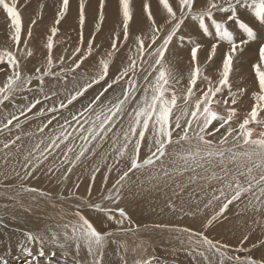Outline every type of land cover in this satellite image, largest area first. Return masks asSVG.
Segmentation results:
<instances>
[{"label": "snow or ice", "instance_id": "1", "mask_svg": "<svg viewBox=\"0 0 264 264\" xmlns=\"http://www.w3.org/2000/svg\"><path fill=\"white\" fill-rule=\"evenodd\" d=\"M177 2L179 14L169 0H158L165 14L163 22L158 25L153 19L154 13L149 10V4L144 0L142 11L147 14V20L151 24L149 31L135 37L127 54L121 57V64L116 66L115 73L110 77L113 57L120 51L123 43L128 41L129 25L133 19L132 0H118L123 41L118 46V32L111 36L110 50L99 60L95 75L81 76L86 82L78 85L75 73L99 48V45H94V40L105 18V0H99L96 32L91 34L86 48L83 46L87 0H79V43L67 60L64 55H60L54 62L53 40L59 30L57 26L70 11V0H60L54 26L50 29L51 35L47 36V56L43 63L34 67L31 74H28L26 64L22 66L21 58L33 56L31 49H24H27L28 39L32 37V25L37 21L32 19L22 41L23 21L18 5L21 8L24 5L20 4V0H0V10L10 20L9 39L14 49L0 52V73L5 74L0 85V106L6 108L8 104L12 105V110L4 115L6 123L0 122V134L11 135L14 130H20L23 123L20 122V116L33 112L38 105L41 107L34 116L47 117L46 122L42 121L38 126V132L49 130L48 135L41 137L22 157L13 161L10 169L12 175H6L5 179H17L20 183L15 186L0 183V188L5 190L4 196L13 202L5 205V215L9 210L15 209L31 213L33 207H40V200L50 202L49 193L27 186L25 181L41 177L51 180L60 173L57 182L61 184V207L57 216L47 219L39 217L41 227L25 229L16 236V245L22 255L31 257L33 248H36L38 255L43 257L45 248H49L52 255L60 250L66 260L71 254V264H154L155 257L149 254L150 245L140 236V226L130 219L123 208L115 209L118 217L113 215L112 206L119 204L125 186L141 170L157 167L164 176H170L165 158L173 155L176 159L171 161L172 164H176L177 160L182 162L174 169L178 174H195L197 170L209 173L206 177L209 185L215 183V186L211 188L210 199L204 208L212 207L216 202H219V208L202 224L203 231L167 224L153 227L169 233L175 232L173 239L179 244L178 250L185 252L192 264H264V235L259 236L247 248L244 243L249 240L248 235H244L235 248L205 235L221 218H227L225 214L230 205L237 201L243 202L242 197L247 198L246 207L254 208L257 212L264 209V0H199L203 5L199 11H194L197 0ZM24 3L27 4L28 0H24ZM43 7L41 4L40 8ZM245 7L250 10V15L240 12ZM217 16L220 17L219 20ZM189 23L195 24V32L185 36L182 28L188 27ZM166 25H171L167 31ZM231 25H235L232 30ZM234 32L239 36L238 40L234 39ZM196 35L213 37L206 65L217 55L221 42H226L229 46L223 54L217 81L204 75L203 67L197 62V54L203 45L193 40L192 37ZM146 39L150 41L147 45ZM177 40L181 47H190L192 68L183 90L177 88L180 81L169 70L166 55ZM250 42H255L258 46V61L251 66L255 80L258 81V91L252 93L254 103L251 110L237 124L234 121H238L240 117L237 109L231 105L237 103L238 93L232 91L229 75L234 71V58ZM64 51L67 52V49ZM78 55L79 59H75ZM69 75L73 81L71 88L65 86ZM45 78H49L50 85ZM198 80L206 83V89L197 85ZM34 81L37 87H29ZM102 81L104 84L94 95L81 101L80 98L85 97L90 89ZM60 82L64 83L57 89L56 84ZM46 86L51 90H46ZM115 86L120 87L119 92ZM225 89L228 90L227 95ZM24 93L32 94L33 98L29 100ZM61 96L63 99H60ZM16 100H23L25 103L20 105L15 103ZM49 101L51 104L45 106V102ZM74 102H79L80 107L76 108ZM69 106L73 107L70 109ZM61 110H68V115L61 116ZM16 112H19V116ZM14 121L17 123L9 127ZM250 124L261 127L256 138H253L255 129L249 127ZM221 129L224 131L221 132ZM31 135L34 134L21 130L12 139L0 141L3 144L0 154H3L5 165L9 162L10 150L15 147L19 153L23 147L17 141ZM229 137H232L231 141ZM109 140L111 152L116 153L114 163L107 164L104 172H101L100 166L93 165L88 170L90 183L86 195L77 194L76 189L80 187L77 182L65 197L63 187L70 174L96 154L93 142H96L98 148ZM229 144L231 146H226ZM173 145L179 151L173 148L169 152V147ZM108 154L110 153L103 154L105 160ZM16 164L19 165V170ZM119 164L125 167L122 172L117 167ZM114 170L118 176L109 188V175ZM98 173L101 176L102 201L93 204L90 199ZM189 180L194 182L196 176H190ZM12 187L17 189L14 193L11 191ZM25 195L30 197V204L21 200ZM69 200H79L80 204L74 208L69 205L72 210L66 211L63 204ZM253 200L256 201L255 204ZM104 202H108L107 208L102 207ZM52 206L56 207V204L53 202ZM82 206L102 211L107 221L116 227H109L108 222L101 221L98 230L81 211ZM168 207L177 211L171 201ZM197 212L202 214L203 209L198 208ZM180 213V218L184 215H196V212L187 213L183 209H180ZM6 227L4 216H0V231ZM12 236L13 234H7V239L0 244H10ZM126 238H131V242ZM253 249L259 252L258 256L252 254ZM239 252H245L246 255L241 257L235 254ZM11 255V247L5 246L0 250V264H10L8 257Z\"/></svg>", "mask_w": 264, "mask_h": 264}, {"label": "bare ground", "instance_id": "2", "mask_svg": "<svg viewBox=\"0 0 264 264\" xmlns=\"http://www.w3.org/2000/svg\"><path fill=\"white\" fill-rule=\"evenodd\" d=\"M78 1H77V3H78ZM176 1L177 0H169V2L172 5H174V2H176ZM105 2H106L105 5H107V6H105L106 7L105 10L107 11V18H105L106 23L104 22L105 26H104V29L102 31L103 32L102 36L105 34V37H102V40H104L105 42H109L110 36H108L106 34L110 33V30L114 31V30H116V29L121 27L122 15H121L120 10H119L118 0H105ZM143 2H144V0H136V6L138 8L137 9V13H136L137 22H135L133 24V26H132V30H131V38L132 39H130V41L128 43H126L127 44L126 47L124 46V50L125 51L128 50L129 45L133 44V41H134L136 35L141 34V33L145 34V33H148V31H149L150 27L146 23L148 20L144 16V12L142 11V3ZM146 2L149 4V8L151 9L150 11H152L154 13L153 17L154 18L157 17L159 19L158 20L159 22H163V17H164L165 14L163 12L162 6H159V4H158V8H155V5H154L155 3H158V0H146ZM87 3L89 4V7H90V10H89V13H88L90 15V20L94 21L95 18L98 19L99 0H88ZM74 4H75V1H74ZM77 6H75V7H77ZM195 6H196L197 10H200V8L203 7V5L199 2V0H197ZM48 8H50V7H48ZM46 9H47V7H46ZM72 11H73V9H72ZM133 12H134V9H133ZM75 13L76 12L73 11V14H75ZM241 13H244V14L247 13L248 15L251 14L249 9L247 10V12H246V10H244ZM26 15H27V13H26ZM75 18H74V20H75ZM140 19H144V21H139ZM43 24H45V23H43ZM91 24H93V23H90V25ZM65 25H67V24H65ZM62 27H63V25H62ZM65 28H67V27H65ZM182 32H183V34L185 36L191 35L193 32H195V24H189L188 27H185V28L182 29ZM43 33L44 32H42V34ZM74 33H76V32L73 31L72 34L74 35ZM25 34H27V33H25ZM89 34H91V33H89ZM235 35L237 36V38L239 37L237 35V33ZM42 37H43V35H42ZM108 37H109V39H108ZM192 38H193V40L203 39V36L196 35V36H193ZM99 39H101V38H99ZM120 39L121 38H119V41H120ZM208 39H210L209 43L208 42L205 43L204 41L201 42L202 45H203V48L197 54V62L199 64H201V63L205 64L206 63V58H207L208 52L210 51L211 43L214 42L213 41V37L211 35L209 36ZM102 40H100V41H102ZM97 41H99V40H97ZM104 41H103V43H104ZM178 43H180V42L178 41ZM224 43H226V42H224ZM98 44H99V42H98ZM253 45L254 46L252 47V50L255 51V52L253 51L255 53V56H254V60H252V62H257L258 61V58H257L258 47H256L257 44L255 42H253ZM22 46H23V44H22ZM183 47L185 48V46H183ZM183 47H181V48H183ZM186 47H187L186 49H190L189 46H186ZM181 48L173 45V46H171V51L173 53L174 58L176 59V65L179 63V66L181 67L182 72H184V74L187 76V74H190L191 68H192V64L190 62V50H183ZM228 48H229L228 45H224L222 43L219 44V47L217 49V55L213 58L212 62H208L209 66L212 67V69L215 70V71H213V73H211L210 72L211 68H209L208 72H207L209 74L208 76L212 77L214 81H217L219 79V71L222 68L223 54L228 50ZM248 48L250 49V46ZM245 50L246 49L244 48L242 52H238L237 57L234 58L233 64H234L235 67H234V71H233V74H232L233 76L231 75V81H233L235 83V85H237V88H238V86H245L246 88H244V91L247 90V93L245 92L246 94L243 96L244 100L243 101L238 100L240 102L237 105H235V106L238 107L237 114L240 117V119L238 121H236V122L234 121L237 124L239 122H242L243 116L246 115L247 112H249L251 110V107H252V105L254 103V100L249 96L250 93H248V91H249V87L248 86H250L254 91H258V85L255 82V78H254L255 76L253 77V73L251 71H248L249 69L246 70V68L242 65V63H244V61L248 60V56L246 54L247 52H245ZM103 51H104L103 54H106L107 50H103ZM250 52H251V50H250ZM101 53H102V50L99 51V56H100ZM95 54H97V53H95ZM126 54H127V52H126ZM123 56H125V54L122 55L121 57H123ZM250 57H251V54H250L249 58ZM251 58H250V60H251ZM36 61H38V60H36ZM177 61H178V63H177ZM120 64H121V60H120V62L118 64H116V66H119ZM250 65H252V63ZM32 67H30L29 70H31ZM86 67H89V69L88 70L84 69V70L92 71V72L94 71V73H95L96 69L93 66H91V68L93 67V69H91V70H90V66L87 65ZM32 69H34V68H32ZM178 69H180V68H178ZM254 75H255V73H254ZM181 76H182V74H181ZM79 79H81V78H79ZM244 82H246V83L243 84ZM76 83L78 85H82L83 82L76 79ZM48 84L50 85L51 82H48ZM203 85H204V83H203ZM203 85H201V86H203ZM65 86L68 87V88H71L73 86V81L71 80L69 82H66ZM60 87H61V83L58 86L56 85L57 89H59ZM46 90L50 91L51 89L48 86H46ZM240 90H242V89H240ZM62 97L63 96H61L60 99ZM240 97L242 98V96H240ZM237 99H239V98H237ZM18 101H20V100H18ZM229 102H230V100H229ZM49 103L51 104V101H49ZM2 107H0V108H2ZM6 111H8V110L6 109ZM1 112H0V114H1ZM3 112L5 113V110ZM31 114H33V113H31ZM65 114H66V112H65ZM224 114H226V113H224ZM262 117H264V115ZM22 118H23V116H22ZM251 125H252V127L250 125H249V127L255 129L253 137L256 138V135L261 130V127L259 125L258 126H253V124H251ZM32 126L33 125H31L30 129L33 128ZM35 126H34V128H35ZM27 127L29 128V125ZM21 128H23V127H21ZM34 128L32 129V131L35 130ZM37 128L38 127H36V130H37ZM30 129H29V131H30ZM24 130H26V129H24ZM37 131L36 132L34 131V132L36 134H38ZM23 132H25V131H23ZM31 133H33V132H31ZM44 136H46V135L45 134H40V135H37L34 139L32 138L30 140H27L28 138H26L24 140V142L21 141L22 144H23V147L21 148L19 153H17L16 150H10L9 162H8L7 165H5L3 163V154H0V183L6 184V185H10V186H15V185H18L20 183V181L17 180V179H5V176L6 175L11 176L12 175V173L10 172V169L13 167V161L16 160L17 158L22 157V155L24 154V152L27 149H30L32 147V145L37 140H39L41 137H44ZM217 136H219V134ZM229 141H230V139H229ZM18 143L19 142H17V144ZM110 144H111V141H110L109 145ZM1 145H3V144H1ZM104 149H106V148H104ZM103 154H107V153H105V151L104 152L102 151V155L101 154H96L95 155L96 158L92 159L93 161L91 163H89V164L92 165V166L93 165L101 166V162L100 161L103 158L102 157ZM108 156H107V158H108ZM110 157H112V156H110ZM103 159H105V158H103ZM106 162H108V161H106ZM170 164L171 163H166L168 169L170 168L169 166H171ZM86 165H87V163H86ZM90 165H88V167ZM15 166H16L17 170H19V165L16 164ZM80 166L82 168V165H80ZM78 169L80 170V168H78ZM84 169H85V166H84ZM170 170H171V168H170ZM74 171H76V170H74ZM101 171L103 172V170H101ZM174 172H176V171H174ZM77 173H78V171H77ZM185 173H187V172H185ZM185 173H184V176L183 177L181 176L182 178H179V179H176V178H173V177H171V178L167 177L168 179H166V178L163 179L162 181H164V182L161 185H159V186L158 185H153L156 182L155 183H151V182H153L152 179L147 181V182H145V183H141L139 185L137 184L136 186L134 185L133 187L132 186H128V184H127L125 186L124 191H122V199L119 202V204L112 206L113 215L118 217V212H116L115 209L123 208L125 210L126 214L130 217V219L133 222H135V224L140 226V229H141L140 236H141L142 239H144L150 245L149 254L154 255V257H155L154 264H185L187 259H190L186 255L185 252L178 250L179 249V244L173 239L176 236L175 232L169 233L167 230H161V229H158V228H154L153 227L154 225H157V224L176 225V226H179V227H188V228H190L192 230H196V231H203V228L201 227L202 224L206 221L207 218H210L211 215L215 211H218L219 202H216V204L214 206H212V207L204 208V205L208 202V199H210L211 188L213 186H215V184H213V185H209V183L208 184L201 183L200 185L192 184L189 180H187V178L190 177V176L188 174H185ZM85 174L86 173H84V176H85V179H86V175ZM87 174H88V170H87ZM201 174H203V173H201ZM204 174H205V172H204ZM72 175H73V173H72ZM78 175L80 176V174H78ZM88 175H90V173ZM191 175H193V174H191ZM198 175H199V173H198ZM176 176H178V175H176ZM59 177H60V173H58L57 176L53 177L51 180H47V179L44 180V181H46L44 183H42V182L41 183L31 182V184L30 183H26L27 186L36 187L38 189L43 190L44 192L49 193L50 194V198H51L50 202L49 201L40 200L39 201L40 207L39 208L33 207L31 213H26L22 209H15V210H9L8 214L5 215V212H6L5 205H11L13 202L8 200L4 196L3 193H4L5 190L3 188H0V216H4V223L7 226L15 227V228H18V229H21V230L36 229V228L42 226V221H41V219H38L39 217H44L45 219H47L48 217L57 216V214L60 211V207H61V202L59 200V196L61 195V186L56 185L55 182H56V180ZM164 177H166V176H164ZM69 178H71V177H69ZM76 178H79V177H76ZM82 178H83V176H82ZM39 180L42 181V179H39ZM100 180H101V177H100ZM160 180H159V182H160ZM69 181H70V179H69ZM96 181H99V180H97V178H96ZM110 181H112V180L110 179ZM75 182L76 181H74V183ZM71 183L73 184V182H71ZM147 183H151V184L148 185ZM58 184H60V183H58ZM69 185H70V183H69ZM69 185L68 186L65 185L63 187V195L65 197H67V195H68V191H69L68 187H69ZM85 185L88 186L87 184H85ZM97 185L98 184H96V187H97ZM43 187H45V188L42 189ZM98 187H97V189H100ZM209 187H210V189H209ZM129 188H130V190H129ZM16 190H17L16 187H12L11 188V191L13 193ZM78 190H79V192L77 194L79 196L86 195V192H84L83 188H80ZM97 191L98 190H96L95 192L97 193ZM128 192H131V193L128 194ZM177 193H180V194L177 195ZM21 200L25 204H30L31 203L30 197L27 196V195L22 196ZM101 201H102V195L101 194H99V195L92 194V198L90 199L91 203L95 204V203H100ZM170 201L175 204L177 211L174 212L168 207V204H169ZM242 201L243 202L237 201V202H234L233 205H230L229 206V211L225 214L227 218L226 219L225 218H221L219 223H215L214 227L208 229V231L205 232V235H208L209 238H212L214 240H220L223 243H227V244L231 245L233 248H235V247H237L239 245V242H240V240L242 239V237L244 235H248L249 236V240L245 241V243H244V247L245 248L249 247V245L252 242L256 241L259 236L264 235V209H262L261 211L257 212V211H255L254 208L246 207V205H247V198L246 197H242ZM53 202L56 204V207L52 206ZM255 203H256V201L253 200V204H255ZM77 204H80L79 200H69V201H66L63 204V208L66 211H71L72 209L69 208V205H71L74 208L75 205H77ZM108 206H109L108 202H104L102 204V207H104V208H107ZM198 208L203 209L202 214L200 212H197ZM180 209H183L187 213L196 212V215H184L183 218H180V216H181ZM81 211L87 216V218L90 219V221H92L94 223V226H96L98 228V230L100 229V222L101 221L108 222L107 221V217L105 216V214L102 211L96 210L94 208H88L86 206H82L81 207ZM68 218L71 219L72 217H68ZM108 223H109V227H116L115 224H113L111 222H108ZM4 235H5V237L7 236L6 234H4ZM5 239L6 238H0V242L5 241ZM126 239H128L129 242H131V238H126ZM14 242H11L8 245L0 244V250H3V248L5 246H7V247H11L12 251H17V245ZM235 254H238L241 257L246 255L245 252H239V253H235ZM252 254L254 256H258L259 252H257V250H255V249H253L252 250ZM45 255H47L46 256L47 259L50 258V257H55V256H61L62 257L60 250H56V254L52 255L51 254V250L49 248H45ZM10 257L12 259H14V258L17 259L16 254L15 255H11L8 258H10ZM31 258L34 260V262H32V260H30L31 264H50L51 263L50 260H48L49 263L44 262L42 260V257L38 255V252H37L36 248H33V256H31ZM184 258H185L186 261H184V263L180 262V259H184ZM20 260H22V259H20ZM67 260L71 261V254H69V258ZM174 260H176V261H174ZM19 264H20V262H19ZM26 264H28V263H26ZM53 264H62V262L58 261V262H54ZM189 264H192V260H191V262Z\"/></svg>", "mask_w": 264, "mask_h": 264}, {"label": "rangeland", "instance_id": "3", "mask_svg": "<svg viewBox=\"0 0 264 264\" xmlns=\"http://www.w3.org/2000/svg\"><path fill=\"white\" fill-rule=\"evenodd\" d=\"M45 1V2H44ZM74 1H75V4H74ZM77 1L78 0H71L70 1V11H69V13L66 15V17L64 18V20H62L61 21V24L59 25V26H57L58 27V32H57V35H56V37H54V40H53V42H54V48H53V59H54V62L56 61V59L60 56V55H64L65 56V59L67 60V58H68V56L69 55H71V53H72V51H73V49L77 46L76 44H78L79 43V33H80V26H79V23H78V4H79V1H78V3H77ZM88 1V0H87ZM48 3V4H47ZM52 3V4H51ZM59 3H60V0H28V3L27 4H25L24 3V0H20V4H23L24 6L21 8L19 5H18V8H19V10H20V12H21V16H22V21H23V32H22V41H23V39H24V37L26 36V34L25 33H27V29H28V27H29V25H30V23H31V21H32V19H36V21H37V23L35 24V25H32V37L31 38H29L28 39V44H27V49H24L25 51H27L28 49H31L32 50V52H33V56L32 57H28L27 59H24V58H21V62H22V66L23 65H27L29 68H28V74H31L32 73V68H34V66H39L41 63H43L44 61H45V58H46V56H47V48H46V43H47V36H49V35H51V32H50V29H51V27L52 26H54V16H55V12H56V9H57V7L59 6ZM73 3V4H72ZM106 3V2H105ZM43 5L44 7H43V9H41L40 8V5ZM132 4H133V9H134V12H133V19H132V21H130V34H129V40L126 42V43H128L129 41H130V39H132L131 38V30H132V26H133V24L135 23V22H137V15H136V13H137V6H136V0H132ZM178 2L176 1V2H174V5H173V8H174V10L175 11H177V13L179 14V12H178ZM155 5V8H158V3H155L154 4ZM75 6H77V7H75ZM105 6H107V5H105ZM46 7H47V9H46ZM48 7H50V8H48ZM106 8V7H105ZM72 9H73V11L74 12H76L75 14H73V11H72ZM49 10V11H48ZM89 10H90V7H89V4L88 3H86V5H85V25H84V41H85V43H84V48H86L87 47V39H89L90 37H91V34L93 33V32H96L95 30H96V22H97V19L95 18L94 19V21H91L90 20V15L88 14L89 13ZM149 10H151L150 8H149ZM244 10H246V12H247V8L245 7V8H242V10L240 9V12H243ZM54 11V12H53ZM194 11H199V10H197V8H196V6H194ZM48 12V13H47ZM106 12V13H105ZM25 13V14H24ZM26 13H27V15H26ZM52 13V14H51ZM104 17L105 18H107V11L104 9ZM247 14V13H246ZM26 15V16H25ZM74 16V17H73ZM144 16L147 18V15H146V13H144ZM76 17V18H75ZM45 18V19H44ZM74 18H75V20H74ZM105 18H104V20H103V22L101 23V25H100V31L99 32H96V34L97 35H95V40H94V45L96 44H98V42H99V44L98 45H100L99 46V48H97L94 52L95 53H97V54H95L94 52L92 53V55L91 56H89V58L87 59V60H85L84 62H83V64L81 65V68L80 69H78L77 70V72L75 73V75H76V79L77 80H80V81H82L83 83H82V85L86 82V79H79V78H81V76H84V75H86V77H92V76H94L95 75V73H96V71L98 70V67H99V60H100V58L101 57H105L104 55L105 54H103V50H107L108 51V49L110 50V43H111V40H109V42H105L104 40H102V37H105V34L102 36V34H103V29H104V26H105V23H106V20H105ZM218 20L220 19V17L219 16H217L216 17ZM44 19V20H43ZM51 19V20H50ZM153 19L156 21V23L159 25V24H161L162 22H159L158 20V18L156 17V18H154L153 17ZM93 20V19H92ZM28 21V22H27ZM30 21V22H29ZM41 21V22H40ZM139 21H144V19H140ZM2 22V23H1ZM105 22V23H104ZM43 23H45V24H43ZM49 23V24H48ZM90 23H93V24H91L90 25ZM147 24H148V26L150 27L151 26V24H150V22H146ZM29 24V25H28ZM47 24V25H46ZM65 24H67V25H65ZM189 24H192V23H189ZM3 25V26H2ZM26 27H25V26ZM45 25V26H44ZM62 25H63V27H62ZM50 26V27H49ZM91 26V27H90ZM122 24H121V27L120 28H118V29H116V30H110V33H108V34H106V35H108V36H113V35H115L117 32H118V34H119V38H123V31H122ZM65 27H67V28H65ZM71 29H70V28ZM74 27V28H73ZM94 27V28H93ZM170 27H171V25H166L165 26V31H167L168 29H170ZM235 28V25H231L230 26V30H232V29H234ZM45 29V30H44ZM87 29V30H86ZM93 29V30H92ZM183 29V28H182ZM70 30V31H69ZM92 30V31H91ZM10 20L7 18V16H6V13H4L2 10H0V52H5V51H9V50H14L13 48H12V42L10 41V39H9V36H10ZM35 31V32H34ZM73 31L74 32H76V33H74V35L72 34L73 33ZM34 32V33H33ZM42 32H44L43 34H42ZM114 32V33H113ZM43 35V37H42V35ZM78 33V34H77ZM89 33H91V34H89ZM60 34V35H59ZM100 34V35H99ZM144 33H141V34H138V35H143ZM145 34H147V33H145ZM236 34V32H234V39H236L237 38V36L235 35ZM25 35V36H24ZM137 36V35H136ZM59 37V38H58ZM97 38V39H96ZM99 38H101V39H99ZM209 38V36L208 37H203V39H197V40H194V41H196V42H198V43H201L202 41H204L205 43L206 42H210V39H208ZM76 39V40H75ZM108 39H109V37H108ZM120 39V41H118V46L120 45V43L119 42H122L123 41V39L121 40ZM239 39V37L237 38V40ZM74 40V41H73ZM97 40H99V41H97ZM100 40H102V41H100ZM103 41H104V43H103ZM39 44H38V43ZM72 42V43H71ZM150 41L149 40H147L146 39V41H145V43H146V45H147V43H149ZM37 43V44H36ZM41 43V44H40ZM68 43V44H67ZM106 43V44H105ZM126 43H123V46H121L120 47V51L119 52H117L116 54H115V56L113 57V64L112 65H110V77H111V75L113 74V73H115V71H116V64H118L119 62H120V60H121V56L122 55H126V52L127 51H125L124 50V46L126 47ZM157 43H159V41L157 42ZM176 43V44H175ZM222 44H224V45H227L226 43H224V42H221ZM220 43V44H221ZM109 44V45H108ZM179 44V45H178ZM202 44V43H201ZM132 45V44H131ZM131 45H129V46H131ZM177 46V47H179V48H181V46H180V43H178V40L177 41H174V43L171 45V46ZM108 46V47H107ZM171 46H170V53H168V54H166L167 55V60H168V67H169V70L171 71V73H172V75L173 76H175V78L177 79L178 78V80L180 81L179 82V84L177 85V88L178 89H180V90H183L186 86H187V83H188V79H189V76H190V74H187V76L184 74V72H182V69H181V67L179 66V63H178V61H177V65H176V59L174 58V56H173V53H172V51H171ZM187 46V45H186ZM185 46V48L183 47V48H181V49H183V50H190V49H186L187 47ZM250 46V49L248 48ZM254 45H253V42H251V43H249L247 46H245L244 48L246 49L245 50V52H247L246 54H247V56H248V60L247 61H244V63H242V65L246 68V70H248V71H251L252 73H253V77L255 76L254 75V71L253 70H251L252 69V65H250L251 63L253 64V63H255V62H252V60H254V56H255V51L254 50H252V47H253ZM256 47H258V46H256ZM65 49H67V52H65L64 50ZM102 50V53L100 54V56H99V51H101ZM248 50V51H247ZM250 50H251V52H250ZM125 51V52H124ZM254 51V52H253ZM122 54H121V53ZM124 52V53H123ZM249 53V54H248ZM258 53V52H257ZM250 54H251V60H250V58H249V56H250ZM17 55L19 56V52H17ZM96 55V56H95ZM98 58V59H97ZM170 58V59H169ZM257 58H258V54H257ZM75 59H79V55L75 58ZM119 59V60H118ZM36 60H38V61H36ZM31 61V62H30ZM40 61V62H39ZM118 61V62H117ZM247 62V63H246ZM249 62V63H248ZM33 63V64H32ZM35 64V65H34ZM175 64V65H174ZM199 64V63H198ZM90 66V70L91 69H93V67L96 69V71H95V73H94V71L92 72V71H86V70H88L89 69V67H86V66ZM98 65V66H97ZM174 65V66H173ZM199 65H201L202 67H203V74L204 75H206V76H208L209 74L207 73L208 72V69L209 68H211L210 69V72L211 73H213V71H215L214 69H212V67H210L209 66V64L207 63V65H206V63L205 64H203V63H201V64H199ZM33 66V67H32ZM67 66V65H66ZM91 66H93L92 68H91ZM30 67H32L31 68V70H29L30 69ZM114 67V68H113ZM208 67V68H207ZM235 67V66H234ZM178 68H180V69H178ZM84 69H86V70H84ZM181 70V71H180ZM182 72V73H181ZM176 74V75H175ZM181 74H182V76H181ZM233 74V72L229 75V81H231V75ZM4 73H0V85H2V83H3V79H4ZM89 75V76H88ZM185 75V76H184ZM233 76V75H232ZM255 78V77H254ZM46 79V81L47 82H51L50 80H49V78H45ZM187 79V80H186ZM72 80V77H71V75H69L68 77H67V81L66 82H69V81H71ZM187 82V83H186ZM255 82L257 83V85H258V81H256L255 80ZM61 84L62 83H64V82H60ZM60 83H57L56 85L58 86ZM231 83V85H232V90H233V92H236L237 91V93H240V89H242L243 91H242V94H238V96H237V98H239V99H237V103L235 104V105H237L240 101H243L244 100V95L247 93V90H245L244 91V88H246L245 86H238V88H237V85H235V83L233 82V81H231L230 82ZM246 82H244L243 84H245ZM104 84V82L102 81L101 82V84H99V85H95L92 89H90L89 91H88V93H86L85 94V97H82V98H80L81 99V101H83V100H85V98L86 97H91L92 95H94L100 88H101V86ZM186 84V85H185ZM197 85H199V87H204L205 89H206V83H204V85H203V83H201V81L199 80V81H197ZM201 85H203V86H201ZM235 85V86H234ZM33 86V87H32ZM29 87H31V88H36L37 87V83L34 81L33 82V84H31ZM116 87V91L117 92H119L120 91V87L119 86H115ZM243 87V88H242ZM249 87V91H248V93H250L249 94V96L252 98V93L254 92V90L250 87V86H248ZM234 88V89H233ZM112 90L110 89L109 90V92H111ZM226 91V92H225ZM227 89H225L224 90V92H225V95H227ZM253 91V92H252ZM246 92V93H245ZM23 95H28V98H29V100H31L33 97H32V94H30V93H24ZM107 95V94H106ZM240 96H242V98L240 97ZM61 99H63V97L61 98ZM253 99V98H252ZM238 100H240V101H238ZM21 102V103H20ZM231 102V101H230ZM229 102V103H230ZM15 103H17V104H24L25 103V101H23V100H20V101H18V100H16L15 101ZM6 104H7V102H6ZM50 103L48 102H45V106H48ZM74 105H75V107L76 108H79L80 107V103L79 102H74ZM233 106V105H231L233 108H236L237 110H238V107L237 106ZM0 107H2V106H0ZM41 106L40 105H38L37 106V109H39ZM73 106H69V108L71 109ZM4 108V109H3ZM2 112L5 110V113L3 112H1V114H0V122H3V123H6V120H4V115L8 112V111H10V110H12V105L10 104H8L7 105V107L5 108L4 106L2 107ZM6 109L8 110V111H6ZM37 109H33V112H29V113H27L26 114V116H23V118H22V116H20V122H23L22 123V125H21V127H23L24 129H26V130H24L23 128H21L20 130H14L13 131V133L11 134V135H4V134H0V141H7V140H10V139H12L15 135H16V133L18 134V132L19 131H25V133H29V132H33V134L34 135H31V136H25V137H23V142H24V140L26 139V138H28L27 140H30V139H34L37 135H40V134H45V135H48V133H49V130L48 129H46L45 130V132L44 133H39L37 130H38V128H37V130H36V127H38L40 124H41V122L42 121H45L46 122V118L47 117H36V116H34V113L37 111ZM65 112H66V114H65ZM31 113H33V114H31ZM18 114V116H19V112H16V115ZM51 115V114H50ZM60 115L61 116H67L68 115V110H61V113H60ZM264 114H262V116H263ZM3 116V117H2ZM28 117V118H27ZM38 118V119H37ZM260 119V118H259ZM5 121V122H4ZM236 122V121H235ZM234 122V123H235ZM17 123V121H14L13 122V125H11V126H9V127H13L15 124ZM55 123V122H54ZM214 124L216 123V122H213ZM26 125V126H25ZM29 125V128L27 127ZM31 125H33L32 127L34 128V126H35V130H33L32 131V129L33 128H31L30 129V127H31ZM250 126L252 127V125L250 124ZM253 126H258L257 124H253ZM51 127V126H50ZM28 128V129H27ZM29 129H30V131H29ZM28 131V132H27ZM37 131L38 132V134H36L35 132ZM224 131V129H221V132H223ZM219 133H217V135H218ZM2 136V137H1ZM5 136V137H4ZM10 137V138H9ZM210 138V137H209ZM253 138H255V137H253ZM229 139H230V141L232 140V137H229ZM17 142H19L18 144H21L22 142L21 141H17ZM109 143H110V141H108ZM108 142H105V143H103L102 144V146H100V147H98L97 148V145H96V142H93V148H97L96 149V154H101L102 155V151L104 152L105 151V153H110L111 152V149H110V145H109V143ZM2 143H0V148H2L3 147V145H1ZM227 146V145H226ZM228 146H231L230 144L228 145ZM109 147V148H108ZM245 147H247V146H245ZM104 148H106V149H104ZM173 148H176V150L177 151H179V149L177 148V146H175V145H173V146H170L169 147V152H172V150H173ZM11 150H15V147L14 148H12ZM98 150V151H97ZM114 153V152H113ZM112 152L110 153V154H108L107 156H108V158H107V160H105V159H103V158H105V155H103L102 157V159H101V170H103V172H104V170L106 171V167H107V163L108 164H112V163H114V158H115V156H116V153H114L113 154ZM95 154V155H96ZM95 155L92 157V158H90L89 160H87V161H85L83 164H81L82 165V168H81V166L79 167H77L76 169H74V170H76V171H73L72 173H73V175H72V173H71V175L69 176V177H71V178H69L70 179V181H69V179L67 180V182H66V185L68 186L69 185V183H70V185L72 186H70L69 185V187H68V190L69 189H72L73 188V184H75L77 181L78 182H80L79 184H80V187L78 188V189H80V188H83V190H84V192H86V189H87V186L85 185V184H89L90 183V181H89V176L90 175H88L90 172L88 171V174H87V170H89V169H91L92 168V165H90L89 163H91L93 160L92 159H95L96 157H95ZM110 156H112V157H110ZM110 157V158H109ZM173 159H176V157L175 156H173V155H169V156H167L166 158H165V161H166V163H171V161L173 160ZM106 161H108V162H106ZM86 163H87V165H86ZM182 162L181 161H179V160H177V163L176 164H170L171 166H169L170 168H171V170H170V168L168 169L169 170V172H171L170 173V177L169 176H166V177H164V175H163V172L159 169V168H157V167H150V168H146V169H143V170H141L140 172H138V173H136V175L135 176H132V179H131V181H129V183H128V186H136L137 184L139 185V184H141V183H145V182H147V181H149V180H151L152 179V181L153 182H151V183H155V184H153V185H161L164 181H162L163 179H168V178H171V177H173V178H176V179H179V178H182L183 176H184V174L183 175H180V174H178L177 172H174V169H176V168H178L179 167V165L181 164ZM103 164V165H102ZM88 165H90L89 167H88ZM106 165V166H105ZM84 166H85V169H84ZM88 168H87V167ZM103 166V167H102ZM167 166V165H166ZM117 167L118 168H120V171L122 172L123 170H125V167H124V165L123 164H119V165H117ZM78 168H80V170L78 169ZM84 169V170H83ZM77 171H78V173H77ZM83 171V172H82ZM75 172V173H74ZM102 172V171H101ZM82 173V174H81ZM84 173H86L85 175H86V179H85V176H84ZM198 173H199V175H198ZM201 173H203V174H201ZM78 174H80V176L78 175ZM185 174H188L189 176H192L191 174H193V173H189V172H187V173H185ZM83 176V178H82V176ZM176 175H178V176H176ZM193 175H195L196 176V180L194 181V182H192V181H190L189 180V177L187 178V180H189L192 184H195V185H200L201 183H203V184H208L209 182H208V180H207V176L209 175V173L207 174V173H205L204 174V171L203 170H197V172L195 173V174H193ZM117 176H118V173L114 170L110 175H109V180H108V184H107V187H111V185H112V183L115 181V179L117 178ZM164 178H163V177ZM182 176V177H181ZM76 177H79V178H76ZM100 174L98 173L97 174V180H99V181H96V182H94V184H93V191L95 190H98L97 191V193L94 191H92V194H94V195H99L100 194V189H97V187L98 188H100L101 187V185H100ZM160 177V178H159ZM168 177V178H167ZM76 178V179H75ZM99 178V179H98ZM148 178V179H147ZM198 178V179H197ZM40 179H42V181L41 180H28V181H25L24 183L26 184V183H30L31 184V182H35V183H44V182H46V181H44V180H46V179H44L43 177H41ZM59 179V178H58ZM58 179L56 180V182H55V184L56 185H59V186H61V184H58ZM80 179V180H79ZM83 179V180H82ZM110 179L112 180V181H110ZM141 179V180H140ZM161 179V180H160ZM76 181L75 183H74V181ZM137 180V181H136ZM159 180H160V182H159ZM30 181V182H29ZM37 181V182H36ZM141 181V182H140ZM69 182V183H68ZM71 182H73V184L71 183ZM83 184H82V183ZM133 182V183H132ZM139 182V183H138ZM159 182V183H158ZM68 183V184H67ZM98 184L97 185V187H96V184ZM132 183V184H131ZM151 183H147L148 185L149 184H151ZM158 183V184H157ZM197 183V184H196ZM213 184H215V183H213ZM66 186V187H67ZM127 186V187H128ZM71 187V188H70ZM45 187H43L42 189H44ZM78 189H76L77 191V193L79 192V190ZM209 189H210V187H209ZM129 190H130V188H129ZM124 191V190H123ZM131 192H128V194H130ZM23 230H21V229H18V228H15V227H10V226H7L6 228H4L3 229V231H0V238H6L7 239V236L5 237V235L4 234H13V236H12V242H14V243H16V236L17 235H19V233L20 232H22ZM5 239V240H6ZM16 254V256H17V259L16 258H14V259H12L11 257L10 258H8V259H10V263L11 264H19V262H20V264H26V263H28V264H31L30 263V260H32V262H34V260L31 258V257H28V256H24V255H22L21 253L19 254V251H18V246H17V251H12V255H15ZM46 256L47 255H44L43 257H42V260L44 261V262H46V263H49V261L48 260H50V264H53L54 262H58V261H60V262H62V264H71V261H68V260H66V259H64L63 257H61V256H55V257H50V258H46ZM20 259H22V260H20ZM29 260V261H28ZM47 260V261H46ZM182 260V261H181ZM174 261H176V260H174ZM184 261H186L185 260V258L184 259H180V262H182V263H184ZM188 262V263H187ZM191 262V260L190 259H187V261L185 262V264H189Z\"/></svg>", "mask_w": 264, "mask_h": 264}]
</instances>
